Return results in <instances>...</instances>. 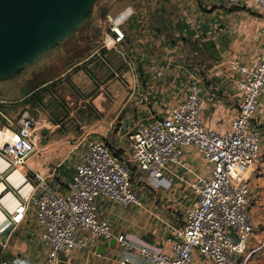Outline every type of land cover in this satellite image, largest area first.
Listing matches in <instances>:
<instances>
[{
  "label": "built area",
  "instance_id": "obj_1",
  "mask_svg": "<svg viewBox=\"0 0 264 264\" xmlns=\"http://www.w3.org/2000/svg\"><path fill=\"white\" fill-rule=\"evenodd\" d=\"M247 1L264 15V0H227L233 6ZM125 12L116 17L105 16L106 32L96 52L86 59H98L113 78L120 80L121 75L108 64L107 53H120L125 41L122 26L128 18ZM260 35L264 39V25ZM228 68L239 75L235 85L239 103L226 132L203 125L201 87L192 82L185 98L168 107L163 116L128 130L123 146L115 149L104 140L89 142L78 155L64 191L53 186L52 175L26 169L27 160L40 146L39 132H53L60 125L26 110L18 118H11L0 107V162L4 166L0 169V213L6 223L0 228V248H6L12 230L29 219L41 228L40 239L47 248L45 264H58L60 254L83 249L88 241L111 238L126 254L136 252L149 264H192L194 255L212 264H248L252 253L258 250H249L255 233L250 209L256 196L246 174L261 160L252 122L264 90V54L252 66L231 59ZM82 142L66 143L77 150ZM186 151L204 160L203 173L182 162ZM173 168L183 169L191 176L189 186L195 202L184 211L182 225L166 237L169 253L145 245L137 247L124 235L115 237L109 224L98 220V198L123 209L141 206L133 189L132 171L145 174L152 188L168 190V171L184 181ZM16 171L22 177V187L28 186L26 193L8 180ZM7 198L13 202L11 210L5 206ZM127 262L123 259L120 264ZM11 263L25 262L14 259Z\"/></svg>",
  "mask_w": 264,
  "mask_h": 264
},
{
  "label": "crops",
  "instance_id": "obj_2",
  "mask_svg": "<svg viewBox=\"0 0 264 264\" xmlns=\"http://www.w3.org/2000/svg\"><path fill=\"white\" fill-rule=\"evenodd\" d=\"M106 12L105 16L115 17L124 12L128 14L122 26L125 41L120 53H107L110 60L118 64L120 69L117 72L123 80L105 79L103 67L96 58L86 62L96 52L106 32V23L99 20L92 30L99 35V40L85 50L87 53L82 60L75 61L69 68L88 63L87 67L102 77L100 83L88 87L90 95L78 96L73 102L76 109L70 117L77 118L82 127L69 141L74 144L76 140H82L81 147L73 150L72 145L66 143L68 139L54 141L45 144L40 154L38 148L35 153L38 155H32L26 162V169L47 175L58 153L63 149L67 151L64 159L70 156L68 162L64 164L63 159L60 169L58 166L52 169L57 171L54 179L61 191L66 190L78 155L86 145L91 141L105 140V90L112 93V99L116 98L113 108L126 112L132 110L128 119L133 127L163 116L168 107L185 98L188 86L197 82L201 87L200 119L203 125L223 133L227 131L239 103L235 87L239 75L229 70L228 61L234 59L252 66L264 54V39L260 35L264 15L249 1L233 6L227 0H117ZM69 69L26 93L23 92L26 80L0 84V102H3L0 107L9 117L16 118L18 112L26 108L23 104L33 93L64 77ZM114 83L116 85L112 87ZM85 104H91L95 109L99 106L104 111L103 118L91 121L86 120V113L78 115L80 107ZM67 119L58 125L66 123ZM252 127L261 149V160L246 174L250 190L256 196L250 209L255 233L249 241V250H259L264 246V90ZM194 155L186 151L182 162L198 172L195 163L199 162L201 168L206 164L200 156ZM172 170L183 176L184 181H179L168 171L165 175L171 184L168 190L152 188L145 174L134 172L137 180L133 181V189L141 206L123 209L105 198H98V220L107 222L115 237L124 235L137 247L145 245L169 253L166 237L182 225L184 211L195 202L189 186L191 176L180 168ZM40 233L41 228L29 219L13 229L6 248H0V264H12L14 259L24 264H45L47 248ZM258 243L261 244L257 246ZM194 257L202 262L197 255ZM123 259H128L125 264H149L136 252L126 254L115 238L88 241L83 249L60 254L58 264H120Z\"/></svg>",
  "mask_w": 264,
  "mask_h": 264
},
{
  "label": "rangeland",
  "instance_id": "obj_3",
  "mask_svg": "<svg viewBox=\"0 0 264 264\" xmlns=\"http://www.w3.org/2000/svg\"><path fill=\"white\" fill-rule=\"evenodd\" d=\"M117 0H100L95 3L93 10L87 20V22L81 27L71 38H69L65 43H63L56 50L49 53L45 58L40 60L34 66L28 68L21 75L16 77L13 80L1 82L0 84H12L15 81L26 80L25 87L23 92L26 93L28 90L34 89L43 81L53 80L61 73L69 69L75 61H80L85 57L86 49L92 48L95 44L96 40H99V35L93 33V27L97 26V23L100 21H104L105 12L108 11V8L111 4H113ZM108 13V12H106ZM112 16V15H111ZM108 64L111 66L113 70L116 72L119 71V66L110 60L108 57ZM100 65H103L101 62ZM105 65V64H104ZM87 64L80 65L76 68H71L66 72L62 77L59 78L52 83H50L47 87L42 89L41 91L34 94L29 101H27L26 108L23 107L22 110L18 112L16 118L19 117V114L24 110L28 111L29 114L41 117L48 118L52 124H59L62 122L64 118H68L66 123L60 125V128L52 133L48 132V130H42L39 132V153L42 151L43 146L48 143H53L54 141H62L65 139L72 140L75 137V132L79 130L82 125L77 123V118L70 117V113L73 112L75 108V104L73 102L77 101L78 96H88L90 93L87 92L88 87H93L100 83L99 81L102 77L97 76V74L92 70V68L87 67ZM103 67V66H102ZM105 69V79L113 78L112 73L106 67ZM67 74V75H66ZM114 80L120 81V78H115ZM116 83L112 85L115 86ZM112 93L105 90V142L108 143L112 148H119L123 146L124 139L128 130L134 129L137 125L132 127V122L129 121V117L133 113L131 111H122L116 108H113L115 104V97L112 99ZM80 107L78 115L86 113V120H101L104 115V111L102 109L96 108L91 104H85ZM112 109V111H110ZM110 111V112H109ZM75 116V114H73ZM67 124V125H66ZM63 147V146H61ZM66 152L64 149L58 153L56 156L57 159L54 158V165H51L50 171H48V175H53L51 177L50 182L53 186H59L54 179L56 172L52 169L56 166L57 169H60L62 165L61 160L65 158ZM38 154H35L38 155ZM194 157H197L194 155ZM70 159H64V164L68 162ZM204 161V160H203ZM70 164V163H69ZM205 164V162H204ZM205 166V165H204ZM203 166V168H204ZM195 167L198 169V172L203 173V168L199 165V162L195 163ZM209 170V167L207 171ZM206 171V172H207ZM132 180L136 181L137 178L132 171ZM203 174L202 176H204ZM260 240V238H259ZM261 244L258 243L257 246ZM192 264H212L209 261H202L201 263L196 261L195 257L193 259ZM248 264H264V246L257 250Z\"/></svg>",
  "mask_w": 264,
  "mask_h": 264
},
{
  "label": "water",
  "instance_id": "obj_4",
  "mask_svg": "<svg viewBox=\"0 0 264 264\" xmlns=\"http://www.w3.org/2000/svg\"><path fill=\"white\" fill-rule=\"evenodd\" d=\"M100 0H0V83L71 38Z\"/></svg>",
  "mask_w": 264,
  "mask_h": 264
},
{
  "label": "bare ground",
  "instance_id": "obj_5",
  "mask_svg": "<svg viewBox=\"0 0 264 264\" xmlns=\"http://www.w3.org/2000/svg\"><path fill=\"white\" fill-rule=\"evenodd\" d=\"M4 166L2 165V163L0 162V169H2ZM8 180L10 182L13 183V185L16 187V188H19L21 190L22 193H26L27 189H28V186L26 187H22V177L19 175V172H14L12 175L9 176ZM2 190V185H0V192ZM5 206L11 210L12 207H13V202L11 200H8L7 198V201L5 202ZM5 219H4V216L0 213V228L4 227L5 226Z\"/></svg>",
  "mask_w": 264,
  "mask_h": 264
},
{
  "label": "trees",
  "instance_id": "obj_6",
  "mask_svg": "<svg viewBox=\"0 0 264 264\" xmlns=\"http://www.w3.org/2000/svg\"><path fill=\"white\" fill-rule=\"evenodd\" d=\"M44 88H45V87H44ZM44 88H43V89H44ZM33 94H34V93H33ZM33 94H32V96H33Z\"/></svg>",
  "mask_w": 264,
  "mask_h": 264
}]
</instances>
